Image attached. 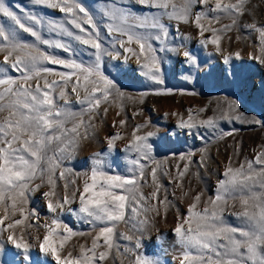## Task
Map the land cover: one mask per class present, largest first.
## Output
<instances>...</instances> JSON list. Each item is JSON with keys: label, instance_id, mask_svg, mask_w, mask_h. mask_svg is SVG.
Returning a JSON list of instances; mask_svg holds the SVG:
<instances>
[{"label": "snow or ice", "instance_id": "obj_1", "mask_svg": "<svg viewBox=\"0 0 264 264\" xmlns=\"http://www.w3.org/2000/svg\"><path fill=\"white\" fill-rule=\"evenodd\" d=\"M135 2L147 8L148 14L134 15L132 11H123L126 5L121 0H114L110 8L106 7L102 10L104 16L110 21L106 24V30L110 36L118 33L121 37H126V39L113 40V48L119 44L125 52L136 55L138 63L140 57L144 58L139 69L140 75L156 84H163L164 69L158 57V50L168 51L167 48L161 49L159 42L167 43L169 33L162 18L167 16L169 20H175L177 23L190 22L193 20L192 9L195 5L207 4L208 0H195V3L193 0H184L183 6L179 9L173 0H135ZM31 3L58 10L64 14L65 20L57 24L55 20L44 21L27 12L22 18L16 11L6 6L3 0H0V16L10 21L8 24L0 22V54H3V60H0V205H4L7 212L9 206L5 204V201L10 200L11 214L14 216L19 210L21 215V219H15L6 227L0 228V264H5L2 257L5 245L8 243L22 258L23 264H32L30 242L23 238V234L17 236L14 229L27 219L23 207L28 202L27 194L39 191L42 186L49 188L42 194L49 212L57 213L58 209L78 199L80 204L78 212L83 214L87 222L93 224L94 231L97 225L99 228L91 248L85 249L81 245L80 256L73 257L72 252L62 256L65 242L77 234L73 233L67 225L53 218L51 224L46 226L47 231L42 240L37 237L41 240L40 251L51 256L55 264H103L113 247L115 229L120 222L130 225V231L142 236L151 223L146 214L148 203L170 204L167 195H164L162 199L160 197L163 184L158 173L161 175L166 173H163L158 166L149 168L144 161H154V152L168 148L171 143L168 137L176 133L169 129L168 135L165 136L161 135L157 129L137 134L141 132V126H137L128 146L137 154L136 159L131 161L132 178L106 175L98 167H93L90 176L85 178L82 190L76 188L69 194L68 185L65 184L64 195L57 198L56 177L58 175L60 179L64 178V172L57 171L61 167L59 161L61 157L67 158L65 153L71 151L78 145L79 140L85 138L81 136L79 129L84 127L87 131L90 126L82 119L83 115L87 113L91 118L93 113L98 114L99 106L108 101L112 90L117 89V83L110 74H106L102 66L103 57L109 55L119 59L120 54L118 52L114 54L102 46L99 26L85 7L76 0H31ZM250 4L251 0H235L233 3L222 5L221 0H217L210 11L225 13L231 20L230 24H225L218 29L207 27L202 23V20L207 18L206 14H195L194 23L199 35L204 37L205 32L212 33L210 39H202L200 43L211 44L219 49L223 33L232 31L245 15H254L250 11ZM221 18L217 15L212 19L219 22ZM84 25H88L89 28L86 29ZM246 26L257 31L261 37V43L264 44V21L260 23L253 21ZM45 31L49 35L55 33L57 37L67 38V42L63 39H47L43 35ZM21 33L30 35L35 42H25ZM72 41L93 49L94 51L88 52V55L94 57V62L85 66L83 62H77L76 59H63L46 53L38 46L61 49L70 56H74L77 49L73 47ZM133 43L139 46L138 54L131 47H125ZM183 56V72L194 80L203 79L204 77L199 73L205 62H201L199 57L190 51H185ZM236 58H239V53L236 54ZM221 63L227 67L212 70L216 73L217 79L227 82L231 75L234 82L238 81L241 69L234 66L231 58L225 57ZM46 65L62 66L68 71H56ZM120 66L121 64L116 65L115 70H122ZM47 75L59 77L63 84L55 79L49 81ZM73 77L76 79L73 82L72 92L79 98L82 89L84 96L79 99V102L87 105L78 114L66 107L68 99L64 89ZM56 94L65 102L64 106L57 104ZM119 94L123 96V92ZM238 107L237 98L235 108L238 109ZM225 115L222 114L221 118H225ZM77 116L81 117L78 122H76ZM70 119L73 121V126L68 128L66 124ZM125 123L124 120L120 121L121 126ZM253 123H260L264 127V120H254ZM199 126L214 131L217 123L215 118L208 117L200 120ZM143 127L146 128L148 125L145 124ZM174 127L188 133L197 125L190 114L188 122L180 118ZM121 138L119 134L109 137V148L114 147V140ZM99 156V153L94 154V164L100 163ZM186 158L189 159L190 164L192 162L190 157H180L182 160ZM199 163L207 167L204 156H201ZM257 165L260 166L258 169ZM136 168H139L138 174L135 172ZM145 169H148L147 176L150 177L147 181ZM187 172L188 165H185L178 173L181 181ZM222 177L218 181V192L215 198L210 199L211 210L205 207L201 211H195L202 195L197 193L193 197L194 202L187 210V218L182 219L174 228L175 240L183 253L181 264H264V192L253 191V186L256 184L264 189V150L256 154L253 159L235 167L229 161ZM145 182L153 189L149 195H145L142 191ZM178 186L182 187V183ZM245 192L249 195L246 196ZM236 193H239L243 210L234 215L241 221L242 227L227 225L223 208L220 207L221 204L227 203L228 197L235 198ZM249 200H259V204L252 205L253 208L258 207V211L248 210ZM142 209L144 216L141 219ZM151 211L157 216L161 215L160 207L154 206ZM166 211L167 208H165ZM177 216L178 218L182 216L178 208ZM5 219H10V216L0 218V225L4 224ZM61 229L65 235L60 234ZM120 235L129 241L134 238L133 235L124 233ZM100 241L102 243H98ZM157 241L163 246L164 237L158 235ZM134 247L139 249L141 241L136 240ZM98 249L104 250L97 251ZM134 264H162V262L159 259L143 257L137 252L134 256Z\"/></svg>", "mask_w": 264, "mask_h": 264}, {"label": "rangeland", "instance_id": "obj_2", "mask_svg": "<svg viewBox=\"0 0 264 264\" xmlns=\"http://www.w3.org/2000/svg\"><path fill=\"white\" fill-rule=\"evenodd\" d=\"M6 6L16 11L22 18L24 13H32L44 21L55 20L57 24L64 22L65 16L58 10L48 9L42 6H36L31 0H3ZM93 17L101 32V43L103 47L109 49L114 54L118 52L119 59L113 56L105 55L102 60V66L106 74L117 83V89L112 90L108 101L99 106L98 114L93 113L91 118L85 113L82 119L89 124L87 131L84 127L79 129L81 136L85 137L79 140L78 145L71 151L66 152L67 158L61 157L59 163L61 167L57 170L64 172V178L56 177V197L64 195V185L67 184V191L72 193L76 188L82 190L86 176H90L91 169L98 167L106 175H117L125 179L133 176V165L131 161L136 159L137 154L128 146L132 140V134L137 126H141V132L144 134L149 130H159L161 135H168V130L175 132L176 135L169 136L170 145L166 149H158L154 152V161H144L149 168L159 167L165 175L158 173L163 187L160 191V197L168 196L169 205H156L155 202H149L147 207V216L151 223L147 231L141 236L134 231H130V225L120 222L116 229V235L113 238V247L103 264H134L135 253L149 259H159L162 264H181L182 249L174 237V228L182 219H186L187 210L194 202L193 197L197 193H202L200 201L197 203L195 211H201L208 207L211 210L210 199H214L218 192V181L222 179V173L231 161L232 166H238L264 150V127L260 123H253L254 120H264V44L261 43L259 33L246 25L251 22L260 23L264 21V0H251L250 11L254 15H245L240 24L230 32L221 35L220 48L214 45H202V39L212 37L211 32H205L204 37L199 35L198 29L194 23L195 14H206L207 18L202 23L207 27L221 28L225 24H230L231 20L227 14L210 11L214 8L217 0H208L207 4H196L192 9L193 20L190 22H179L169 20L167 16L162 18V22L167 25L169 33L167 43L160 41V48H167L168 51L158 50V57L162 61L164 69V83L156 84L150 79L139 74V69L144 58L131 52H125L119 44L112 47L113 40L126 39L118 33L111 36L106 30V24L109 23L103 11L106 7L110 8L114 0H76ZM126 7L123 11H132L133 14H148V9L135 2V0H121ZM235 0H221L222 5L233 3ZM177 9L183 6L184 0H173ZM195 3V0H193ZM23 9V11H21ZM170 11V9H169ZM83 15V14H80ZM220 15L219 22L212 19ZM0 22L10 23L7 18L0 16ZM70 27V26H69ZM87 29L88 25H84ZM73 31H78L73 29ZM155 32V30H151ZM47 39H63L57 37L55 33H43ZM25 42L34 43V38L26 33H21ZM77 49L74 56H70L61 49L47 48L44 45H38L42 51L56 55L63 59H76L77 62H83L85 66L94 62V57L89 56L88 52L94 51L88 46L81 45L75 41L71 42ZM153 43H157L153 41ZM131 47L135 53H139V46L135 43L125 45ZM190 51L193 55L199 57L201 62H205L201 68L200 75L204 78L194 80L183 72L182 60L184 52ZM239 53V58L236 54ZM231 58L234 66L241 69L239 80L233 81L230 75L227 82L219 81L213 69L227 67L221 62L225 58ZM0 60H3V54H0ZM121 64L120 71H116V65ZM56 71H68L62 66L46 65ZM18 75V74H17ZM196 75L195 73L193 74ZM49 81L57 80L60 84V78L54 75H47ZM72 78L64 90L67 93V108L73 113H80L87 107L82 105L79 99L84 96L81 89L80 97L72 92ZM43 81L41 80V84ZM82 83V80H81ZM123 92V96L119 93ZM159 93V94H158ZM238 98L239 107L235 108ZM57 104L64 106L65 102L55 96ZM231 106V108H230ZM105 109L107 111L105 112ZM192 115L193 122L197 125L190 132L175 129L180 118L188 122V116ZM226 114L225 118H221ZM213 117L216 120L217 127L213 130L200 127V120ZM81 117H76V122ZM126 123L121 126L120 121ZM145 124L148 127H143ZM73 121L70 119L66 127L71 128ZM119 134L122 138L114 140V147L109 148L108 138ZM99 153L100 163L94 164V154ZM181 156L190 157L189 159H180ZM201 156H204L207 167L200 165ZM188 165V172L184 175L182 181L178 175L184 166ZM260 166L257 165L258 169ZM139 173V168L135 169ZM148 169H145V180ZM198 174V175H197ZM75 181V183H73ZM39 182V181H37ZM90 182V181H89ZM46 183V181H45ZM182 183V187L178 186ZM47 186H42L39 191L29 192L28 202L23 205L24 215L27 219L14 229L17 236L23 234V238L31 244L32 264H55L51 256L45 255L39 249V243L43 235L46 234V226L51 224L53 218L58 219L62 224L67 225L73 233L66 242L62 250V256L67 252H72L73 257L80 256L81 245L85 249L91 248L94 236L98 232L93 230V224L84 219L83 214L78 212L80 207L78 199L58 209L57 213H51L46 207V201L43 193L48 191ZM153 189L144 183L142 191L149 195ZM253 191L264 192L258 184L253 186ZM187 193V195H185ZM235 198L228 197L226 204H221L225 222L229 226L242 227L241 221L237 219L234 213L242 211V203L239 193L234 194ZM245 195H249L245 192ZM259 204V200H249V211H258L253 208V204ZM8 211L5 206L0 205V218L6 215L10 219H5L0 228L6 227L15 219H21L19 210L13 216L11 214V201L6 200ZM160 207L161 215L157 216L151 209ZM20 206L18 205V208ZM165 208L167 211L165 212ZM177 208L182 214L177 216ZM75 210V211H73ZM144 210H141L142 219ZM187 226V225H186ZM61 235H65L63 229L59 230ZM83 233V235H78ZM121 233L133 235V240L129 241L121 237ZM7 235V233H5ZM164 237L163 246L157 241V236ZM40 237L41 240H38ZM136 240L141 241V247H134ZM102 243V241L98 242ZM104 249H98L101 251ZM2 259L5 264H23L22 258L16 253L13 246L8 243L5 245V251Z\"/></svg>", "mask_w": 264, "mask_h": 264}]
</instances>
